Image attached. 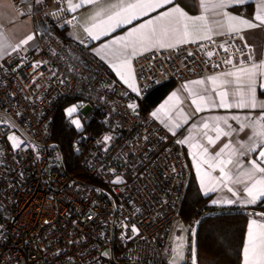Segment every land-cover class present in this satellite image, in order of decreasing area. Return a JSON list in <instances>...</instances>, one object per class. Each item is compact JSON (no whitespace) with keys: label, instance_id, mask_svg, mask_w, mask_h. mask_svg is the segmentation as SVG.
Masks as SVG:
<instances>
[{"label":"built area","instance_id":"1","mask_svg":"<svg viewBox=\"0 0 264 264\" xmlns=\"http://www.w3.org/2000/svg\"><path fill=\"white\" fill-rule=\"evenodd\" d=\"M14 3L31 18L35 45L0 60V264H172L175 225L192 178L185 143L177 141L188 131L145 111L146 98L166 83L234 70L223 60L247 61L254 47L244 48L240 35L252 44L241 32L146 51L134 58L137 94L87 44L62 36V29L78 26L74 13L59 11L65 0ZM226 40L228 51L221 47ZM65 101L88 119L77 131L65 116L87 180L66 169L53 140ZM11 135L24 143L15 148ZM193 224L183 223L189 249ZM182 264H192L191 256Z\"/></svg>","mask_w":264,"mask_h":264},{"label":"snow or ice","instance_id":"2","mask_svg":"<svg viewBox=\"0 0 264 264\" xmlns=\"http://www.w3.org/2000/svg\"><path fill=\"white\" fill-rule=\"evenodd\" d=\"M36 2L41 3V0H36ZM65 2L66 8L59 11L75 13L77 9L82 8L85 4L97 6L98 10L91 16L90 26L85 29L93 39H99L101 35H108L110 31H115L116 28L124 23H131L133 19H138L140 15H146L149 11L164 7L166 4L173 5L168 11L157 17L156 20H150L129 31L126 37L121 36L112 41V45L119 44L120 47L110 48L108 44H104L97 51V55L104 53L103 58H111L112 66L117 69L120 79L137 94L140 93L141 89L135 83L131 57L142 54V49L148 50L153 47L173 48L180 44L195 43L201 40L215 42L213 40L214 36H237L245 29L264 27V0H259L258 10L251 20L225 11L230 5H242L247 0H199L202 14L196 16L190 15L178 4H175L174 0H134V2L116 0L115 3L106 5H102L101 0H79V2L65 0ZM4 6L3 0H0V8ZM2 15L3 13H0V16ZM66 23L71 25L73 21L69 19ZM0 28H2V25H0ZM239 38L243 42L245 49H252L253 46L248 45L244 36L240 35ZM34 39V35H28L18 43H12L8 35L0 30V57L9 50L15 52L22 46H28L29 42ZM227 43L228 41L226 40L221 45L225 51H228V48L225 47ZM237 51L239 52L241 49L238 48ZM207 55L211 57L214 53L209 51ZM223 63L232 64L234 70L210 76L208 79L213 85L211 89L206 86V81L203 79L191 81L192 87L188 84L184 85V88L193 97L192 103L196 106L195 110L202 112L208 105L221 108H232L235 106L237 108H259L264 110V100H259L257 96L258 83L261 88H264V59L257 61L253 49L249 52L247 61L242 60L237 64L234 63L233 59L226 58L223 60ZM38 64L39 62H37ZM214 66L220 67L219 64ZM229 85L235 86L231 93L232 96L237 98L235 104L229 102ZM212 93H215L219 97L218 103L213 99ZM169 99L176 101V104H173L172 107H168L167 105L162 106L161 111H164L168 107L165 115L172 121L171 126L178 129L181 127L178 121L182 119L183 123H187L188 117L178 108L180 96L177 92H173ZM78 107L73 106L68 108V116L71 117L73 113L77 112ZM128 107L135 110L136 105L130 104ZM173 109L179 113L178 119H172L171 113ZM152 115L158 116V113L154 112ZM229 119L238 121L241 129L251 128L253 130V136L250 138L251 142L240 146L243 151L234 147L231 142L225 143L220 151L212 156L210 160H203V163L207 164L209 168L213 170L218 168L221 175L213 177L210 172H202L201 184L204 185L207 191H216V185L227 187L228 183H241L245 185L244 191L248 196V199L244 201L245 203L256 204L264 202V175L259 178L256 176L257 173L264 174V166H261V164L253 159L250 161L252 167L244 169L239 160L234 164L232 159L237 153L245 155L256 151L257 148L264 149V115H260L256 120H252L248 116H245L243 119L239 116L214 117L211 130L216 133L215 138L208 136L205 132L209 144L215 145L222 137H230L233 132L237 131L229 124ZM72 123L77 128L82 127L79 119L72 120ZM221 124L226 125L228 130L221 127ZM203 128L209 129V124L205 122ZM8 139L15 148H19L24 143L15 135L9 136ZM110 139L111 137H105V140ZM190 140L191 137L188 140L177 142L189 143ZM198 147H200L203 154L206 155L208 153L206 147L202 145ZM226 152L227 158H222ZM259 158L264 160V150L259 152ZM227 165H233V168L238 170L235 180L230 174V170H226ZM198 171H200L199 164ZM206 178L208 180L207 184H205ZM116 182L119 183L120 181L117 180ZM207 191L205 194H207ZM228 191L233 192V189L228 187ZM233 195L238 196V193L233 192ZM218 202L217 200L212 201L214 204ZM224 202L228 204L236 203V201L231 199ZM124 226L127 227L126 225ZM131 230L133 232L137 231L134 225ZM175 252L176 255L173 257L172 264H181V261L184 259L181 244L177 245ZM243 256L244 264H264V222L256 219L251 221L248 242L247 246L243 249ZM193 264H195V260H193Z\"/></svg>","mask_w":264,"mask_h":264},{"label":"crops","instance_id":"3","mask_svg":"<svg viewBox=\"0 0 264 264\" xmlns=\"http://www.w3.org/2000/svg\"><path fill=\"white\" fill-rule=\"evenodd\" d=\"M41 1L50 3V0H41ZM75 2H79V0H75ZM115 2L116 0H101L102 5L115 3ZM128 2H134V0H128ZM3 3L5 6L0 8V13H3V15L0 16V25H2V28H0V30L4 31L8 35L11 42L18 43L20 40L26 38L28 35L35 36L31 18L25 15H21V13L17 10L15 6L14 0H3ZM174 3L182 7L190 15L196 16L202 14V9L199 7V0H174ZM258 5H259V0H247V2L242 5H230L227 9H225V11L231 12L234 15H238L243 18L251 20L255 12L258 10ZM172 6H173L172 4H166L164 7L157 8L156 10L153 11H149L148 14L140 15L138 19H133L131 23H124L120 27L116 28L115 31H110L108 35H101L99 39H93L91 36L88 35L85 29L90 26L91 16L98 9L96 5L85 4L82 8L77 9V11L74 13L78 19V26L74 29H69V28H65V29L68 37H71L79 42L87 44V46L91 48L95 56L104 63H106L107 65H109V67H111L117 79H119L126 87H128V85L125 84L120 79V76L117 74V69L112 66L111 58L110 57L103 58L104 53L97 55V51L101 49L104 44H108L110 48L120 47L119 44L112 45V41L121 36L126 37L129 31L139 27L142 24H145L150 20L151 21L156 20L157 17H159L164 12L168 11ZM243 32L246 34L249 42L254 47L256 60L259 61L260 59H264V27L258 29H245ZM225 36L226 35L224 36L218 35V36H214L213 38L221 39ZM34 45H35V39L33 41H30L28 46H22L19 50L15 52L9 50L2 57H0V60L6 62L8 57L12 55H21L29 51ZM173 48L153 47L151 49L166 50ZM151 49L148 50L142 49L141 53H145L146 51H149ZM136 56L131 57V66L133 72H134V58ZM125 75L127 76L126 72ZM210 76L201 78L206 81V86L209 89L213 87L211 81L208 79ZM195 80H200V79H195ZM195 80H191V81H195ZM191 81L184 82L181 85H176V87H174L151 112L158 113V116L155 117L161 120L162 122H164L167 125V127L173 130H179V128L177 129L171 126L172 121L169 119L168 116L165 115V111L168 110V107H172L173 104H176V101H171L169 99L172 93L177 92L178 95L180 96V102L178 104V108L181 109L183 113L188 117V122L183 123L182 119H180L178 122H180L181 127L187 128L188 134L185 140H188L191 137L190 142L185 143V150L187 151L189 156V161L192 168V178L195 183L193 188V193L196 196H198L199 194H201L204 197L212 196L209 201V205L213 209L235 208V207L248 208V207H255L260 203H263L264 205V202H258L256 204H248L244 202L248 199L247 193L244 191V187H245L244 184L228 183L227 187L216 185L217 188L216 191H207L204 185L201 184L202 172H210L211 176L213 177H219L221 175L218 168L214 170L209 168L207 164L203 163V160L205 159L210 160L212 156H214L217 152L220 151V149L223 147L225 143H229V142H231L232 145L237 149H240V151H243V149H241L240 146L247 145L248 143H250L251 142L250 138L253 136V130L251 128L241 129L240 123L238 121L229 119V124L232 126L233 129H236L237 131L233 132L230 137H222L215 145H211L207 141L205 132L207 133L208 136H212L213 138H215L216 133L211 130L213 124V118L239 116L241 117V119H243L245 116H248L252 120H256L260 115H264V110H261L259 108L257 109L237 108L235 106L232 108H221V107H213L211 105H208L207 107H205L204 111L197 112L195 110L196 106L192 103V99H193L192 95L184 88L185 84H188L190 87H192L193 85H191L190 83ZM234 87H235L234 85L228 86L229 102L232 104H235L237 100V98L232 96L231 94ZM212 96L213 99H215L218 103L219 97L216 96L215 93H212ZM257 96L259 100H264V88H261L259 86V83L257 85ZM165 105H167L168 107H166L164 111H161L162 106ZM171 115H172V119H178L179 113L175 109H173ZM205 122L209 124V129L203 128V124ZM221 127H223L225 130H228L226 125L221 124ZM194 145H196V147H194ZM199 145H202L203 147H206L208 149V153L206 155L201 152L200 147H198ZM259 149L260 148H257L256 151L247 153L245 155H240L239 153H237L236 156L232 157L233 163L235 164V162L239 160L240 163L244 166V169L251 168L252 165L250 161L253 159L257 161L256 154L259 151ZM222 158H227V152L225 153V156ZM257 163L259 162L257 161ZM198 164L200 167V171H198ZM261 166L263 165L261 164ZM226 170H230V174L235 180L238 174V170L233 168V165H227ZM262 175L264 174H260V173L256 174L257 178L261 177ZM207 183L208 180L206 178L205 184ZM228 187H231L233 189V192L238 193V196L233 195V192H229ZM206 191L207 194H205ZM229 199L236 201V203L228 204L224 202ZM213 200H217L219 202L214 204L212 203ZM253 219L264 222L263 217L252 216L248 219L246 225L243 249L247 246L248 232L251 225V221ZM182 231H183L182 238L174 240L171 246V251L169 253V256H172L171 259L172 261L173 257L176 255L175 249L177 248V245L181 244L183 250V256H184V259L183 261H181V264L185 261V259L188 256H191V249H189L188 247H183L184 229H182ZM239 264H244L243 251Z\"/></svg>","mask_w":264,"mask_h":264},{"label":"trees","instance_id":"4","mask_svg":"<svg viewBox=\"0 0 264 264\" xmlns=\"http://www.w3.org/2000/svg\"><path fill=\"white\" fill-rule=\"evenodd\" d=\"M60 33L68 37L66 29H62ZM174 87L175 83H166L156 88L146 98L145 111H152ZM69 104L70 101H65L56 114L53 140L61 149L66 169L80 179L87 180L79 164L81 155L75 148L77 133L69 129L65 123L66 107ZM90 129L101 130L95 126ZM194 184L192 178L181 209V218L186 223H194L202 213L213 210L209 205L212 196L204 197L201 194L196 196L193 193ZM255 207L264 210L263 203ZM250 217L252 216L224 215L207 220L201 226L198 236L199 264H239L246 225Z\"/></svg>","mask_w":264,"mask_h":264},{"label":"water","instance_id":"5","mask_svg":"<svg viewBox=\"0 0 264 264\" xmlns=\"http://www.w3.org/2000/svg\"><path fill=\"white\" fill-rule=\"evenodd\" d=\"M264 149H259L256 154V159L259 163L264 166V160L259 158V152ZM264 210L256 208V207H235V208H221V209H213L209 211H205L202 213L194 222L193 230H192V244H191V259L192 264L193 260H195V264H199V257H198V247H199V231L201 226L209 219L224 216V215H249L254 217H263L262 215Z\"/></svg>","mask_w":264,"mask_h":264},{"label":"rangeland","instance_id":"6","mask_svg":"<svg viewBox=\"0 0 264 264\" xmlns=\"http://www.w3.org/2000/svg\"><path fill=\"white\" fill-rule=\"evenodd\" d=\"M21 15H23V14L21 13ZM73 106H76V105L74 104V105H69L68 107H66V114H67V109L70 108V107H73ZM71 117H73V119H79L80 122H81L82 127L81 128H77L76 127L77 131H82L83 129L86 128V123L88 122V119L83 118L82 115L79 114V109L77 110V112L73 113V115ZM183 223H184V221H183L182 218H179L177 220L176 225H175L174 236H173V239H172V244H173V242H174L175 239L182 238V236H183L182 229H184ZM170 251H171V249H170ZM170 251H169V253H170Z\"/></svg>","mask_w":264,"mask_h":264},{"label":"bare ground","instance_id":"7","mask_svg":"<svg viewBox=\"0 0 264 264\" xmlns=\"http://www.w3.org/2000/svg\"><path fill=\"white\" fill-rule=\"evenodd\" d=\"M34 31V30H33Z\"/></svg>","mask_w":264,"mask_h":264}]
</instances>
